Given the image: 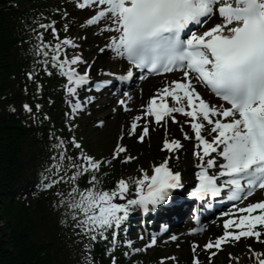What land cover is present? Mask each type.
Returning a JSON list of instances; mask_svg holds the SVG:
<instances>
[{
    "label": "snow or ice",
    "instance_id": "obj_1",
    "mask_svg": "<svg viewBox=\"0 0 264 264\" xmlns=\"http://www.w3.org/2000/svg\"><path fill=\"white\" fill-rule=\"evenodd\" d=\"M74 4L80 10H93L82 27L107 21L101 27L113 34L99 50H112L117 58H125L130 65L123 74L103 69L106 74L126 80L135 68H147L153 73L180 70V78L162 84L141 104L145 111L132 117L127 132H122L121 136H135L143 141L149 133L144 117L153 116L157 123L168 117L177 122L173 113H182L188 118L184 123L190 125L197 141L193 151L197 171L194 186L187 191V196L204 200L226 191L230 201H242L257 189L264 190V0H74ZM55 12L65 19L62 28L67 31L68 11L56 8ZM213 17L215 21L209 24ZM33 24L34 27L28 26L27 37L33 62L25 75L36 83L40 95L43 84L38 76L55 74L65 78L60 85L65 103L70 112L82 110L84 103L79 89L92 80L91 65L83 72L78 70L80 64L87 62L81 54H67L69 48L79 45L71 36H60L61 28L57 27L56 19L39 13ZM48 32L51 35L46 38ZM108 83L107 79H98L92 87L99 89ZM199 84L208 87L222 103L213 104L206 99L198 90ZM169 98L173 104L169 103ZM83 99L95 100V96ZM130 99L125 92L117 103L129 111ZM49 103H53L51 98ZM22 107L35 118L31 104L24 102ZM41 107L39 103L35 105L36 110ZM43 116L48 118L47 113ZM181 128L183 130V125ZM49 135L54 150L48 158L50 162H46L41 171L39 186L44 190L57 186L53 193L54 206L61 211L60 223L70 227L82 242L84 264H95L91 252L94 241L107 240L110 235L111 247H116L118 230L131 212L137 209L148 212L167 202L172 189L183 187L182 173L172 169L170 157L166 156L162 162L152 165L151 175L141 168L140 177H121L115 181V187L104 188V174L100 169L126 152L127 145L117 143L109 157L96 159L82 149L74 136H57L52 129ZM184 137L190 138L187 131ZM70 144L78 149L75 156L70 154ZM179 147L180 140L169 139L166 133L162 149L171 153ZM133 159L131 155L123 156V161ZM81 177H86L83 186L79 183ZM60 184H65L67 190L60 189ZM232 207L240 215L224 219L223 233L214 240L209 239L203 245L205 249H221L227 241H239L242 237L261 240L264 198L243 207L236 204ZM230 227L233 230H229ZM120 242L133 245L131 239ZM155 243L153 235L144 247ZM196 243L193 241L194 249ZM247 247L250 254L255 255L252 264H264L261 258L264 253L255 252L251 245ZM131 251L140 249L133 247ZM209 255L215 253L209 252ZM111 264H117L115 256ZM194 264H199L198 258L194 257Z\"/></svg>",
    "mask_w": 264,
    "mask_h": 264
},
{
    "label": "trees",
    "instance_id": "obj_2",
    "mask_svg": "<svg viewBox=\"0 0 264 264\" xmlns=\"http://www.w3.org/2000/svg\"><path fill=\"white\" fill-rule=\"evenodd\" d=\"M29 1L28 7L21 8L24 0H0V264H84L82 242L70 227L60 223L61 211L53 203L56 189L41 190L39 186L41 171L54 150L49 130L77 139L86 132L84 120L64 134L57 125L58 120L67 119L57 75L37 77L43 84L42 95L25 75L33 62L28 26H35L33 20L39 13L58 18L61 13L55 9L61 7L46 0ZM50 35L48 32L46 37ZM50 98L53 103H49ZM24 102L33 106L35 118L23 109ZM37 103L42 105L39 110L35 109ZM113 144L105 142L100 149L108 151ZM151 145L147 155L155 160L159 151L154 141ZM69 149L75 156L78 149L71 144ZM132 165L134 162L122 163L120 158L104 164L100 169L103 187H113ZM138 170L134 173L140 175ZM85 180L81 177L79 183L83 186ZM105 244L93 242L95 264H111V257L105 256Z\"/></svg>",
    "mask_w": 264,
    "mask_h": 264
},
{
    "label": "rangeland",
    "instance_id": "obj_3",
    "mask_svg": "<svg viewBox=\"0 0 264 264\" xmlns=\"http://www.w3.org/2000/svg\"><path fill=\"white\" fill-rule=\"evenodd\" d=\"M29 3L30 2L28 0H25L24 3L21 6L26 7L27 5H29ZM85 15L86 14H84L83 16H85ZM93 31H94V33H93ZM80 32H81L80 28L77 27V28L71 29L69 33L74 38V37H78V34H80V36H81ZM82 32L84 34L88 35V36L90 35L91 37L93 35H95L96 39H91V40H96L99 43L102 42V40L99 39V35H98L99 30H97V28H95V29H85L84 28V30ZM81 38H82V36H81ZM84 46H85V43H83V45L79 44V47L77 49H75V51H74V53H72V55L81 54L86 59L85 60L86 62H88L89 60H93L94 62H96V60L98 58L97 57V48H96V50H94L91 53H89V55H86V54H84V48H83ZM101 63H102V66H105L107 68L111 67V57H109V56L108 57L107 56L103 57ZM81 65L82 64H80L79 66H81ZM94 65H95V63H94ZM102 100H104V98ZM17 102H18V100H17ZM142 103H143V98L139 99L136 103H134V101H131L130 105L133 108V110H137L138 111V110L141 109V104ZM117 107L118 106L115 103L113 105H109L108 107L104 106L101 109V112H102L101 113V117L103 118L101 120L103 121V125H102L101 128L96 129L92 135L88 136V140H89L88 141V148L90 150H93L92 149V146H93V144H92L93 141L92 140H94V141L103 140V138H106L108 136V134H113L115 137L118 134L117 132H119V131H112L113 128H114V113H115L112 109L113 108H117ZM91 126H92V124L89 122L88 123V127H91ZM119 130H121V129H119ZM122 139H123L122 141L124 143H127L130 146V139L129 138L123 137ZM184 159L187 162V164H190L191 158L187 154L185 155ZM232 247L233 246L226 248V252H228V254L229 253H232V254L237 253V250L232 248ZM246 250L250 251L249 248H247ZM165 253H167V251H165ZM219 260H221V258H219Z\"/></svg>",
    "mask_w": 264,
    "mask_h": 264
},
{
    "label": "bare ground",
    "instance_id": "obj_4",
    "mask_svg": "<svg viewBox=\"0 0 264 264\" xmlns=\"http://www.w3.org/2000/svg\"><path fill=\"white\" fill-rule=\"evenodd\" d=\"M167 206H168V205H167V204H165V205H164V208H166Z\"/></svg>",
    "mask_w": 264,
    "mask_h": 264
}]
</instances>
